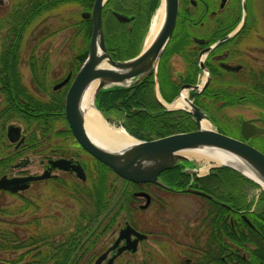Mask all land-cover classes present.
Wrapping results in <instances>:
<instances>
[{
    "label": "flooded vegetation",
    "instance_id": "obj_1",
    "mask_svg": "<svg viewBox=\"0 0 264 264\" xmlns=\"http://www.w3.org/2000/svg\"><path fill=\"white\" fill-rule=\"evenodd\" d=\"M121 1L122 3H126V0H114L117 6L115 5L116 9L111 10L112 14L113 11L120 12ZM144 1L145 0H130L131 7L125 8L127 10H123L120 13L128 17H135V9L143 5L142 3H144ZM175 33L178 51L174 54V57H176L175 60H177V62L173 61L172 64L176 70L177 79L180 81V87L184 85H195L198 80V83H200V79L202 78L199 62L200 55H204L202 63L208 72L210 71L209 68H213L216 71L221 69L228 72L240 73L241 78L239 81H227L226 83H222V85L232 84L233 86L244 88L258 86L259 73L264 70L263 67H260L262 64L260 61H262V56L264 55V43L260 37L261 32H258V0H178ZM229 34H232V36L214 45L218 40H221ZM170 60L172 62V58H170ZM225 65L233 68L227 69L224 67ZM46 67L47 73L42 74V76L46 75L45 77H47V80L36 82L31 78L29 65L30 79L27 82L23 80L20 68L22 87H20L21 90H19L20 95L18 96V100L24 104L27 101L26 97L30 96L37 103L46 104L49 111L43 113L47 115H44L42 120H40L42 121L40 124L41 128L37 127L36 123H34L31 127L27 128L25 126V128L22 129L20 125L13 123L14 120L6 125V143L4 146L0 147V162L6 163L7 160H11V162L9 166L5 167L4 172L0 174V178L2 176L8 179L28 176L37 177L46 173V171H48L49 176L27 182V187L23 190H18L16 192L5 190L0 191V193L20 195L19 197L22 199V193L32 187L33 190L40 189L42 186L41 183L46 182V198L49 201L53 200L55 197L54 188L56 185L58 191L63 190L65 195L79 206L75 197L71 196L70 185L64 184V180L67 176L70 177L69 179L77 181L78 177L76 172L71 169L64 170L58 167H52L51 162L65 159L70 160L72 163H78L85 173V180H79L78 183H86L89 176L98 171V164L100 165L101 163L76 143L64 115L65 95L75 72L73 73L72 68H69L63 77L50 83L48 81L49 64ZM193 71H197L194 82L191 81ZM68 74L71 75L70 80L65 85L54 89V86L61 82ZM209 83L210 78L208 80V84ZM191 99L193 103H195V98L191 96ZM153 100H155L154 96ZM61 102L63 107L62 111L56 108ZM1 104L2 94L0 91V109ZM240 106L248 107L255 112L256 116L247 120L257 127L264 128V111H262L259 106L239 105L235 107ZM20 109L24 113L34 114L30 109L21 107ZM104 111L103 114L105 118L113 121L116 117L115 114H113V112H107V109H104ZM19 122L22 123L20 120ZM51 123L52 126H49ZM10 125H15L20 128L19 138H22V142L18 146L17 141L15 143H10L8 140L7 128ZM45 130L47 131L46 134L44 133ZM34 132L36 133L35 137L30 138L29 134L32 135ZM235 133L238 134V139L243 140L240 123L237 124ZM263 135L264 133L249 137L248 143L253 144L257 137ZM71 149L74 151H71ZM28 155L40 156L38 162L39 166L42 167L40 173L26 171L30 163H33L26 158ZM86 158L91 161V168L86 166ZM12 169H17L18 173L9 175ZM191 172V167L183 165L161 172L158 178L162 183L168 186V188H166L152 183L135 184L126 182L111 170H108L109 188L105 191V194L98 200H95L96 207L79 209L77 214H75L76 217L72 219L71 217L68 218V223L65 226L66 233L64 235L54 236V234L50 232L49 234H47V232L39 233L40 219L38 218V213L41 208L39 200L32 198L30 204L36 217L34 223L36 228H34V230L32 229L35 239L31 242V256L38 261L44 258L43 254H46V263L49 264L54 257V247L62 246L66 264H94L98 257L104 253H106V256L101 264H106L110 258H113L112 264H116L126 253L134 255L138 247L143 243L145 247H152L156 250L162 247V250H160V252H162L160 254H163L162 256L164 258L171 248L180 247L179 250L177 249L176 251L178 254L184 247L186 248L194 242H197L196 245L199 243L205 244L206 235L204 231L207 229L206 225L208 219L205 218V209L203 205L205 202L207 203L206 199L208 198L196 192H189L187 189L202 191L212 196L217 201L225 203L223 198H226L227 184L221 179L225 178V175L227 177L230 171L222 168H211L206 173L196 172L191 175ZM220 174H223V177H219ZM50 182L51 185L49 184ZM139 193H146L149 195V202L146 207L143 206L146 204L147 198ZM170 193L201 197L204 200L199 213L194 216L193 221H188L183 229V236L186 241L173 239L166 229V196ZM22 200L25 199L23 198ZM97 205L104 206V209L99 212V207H97ZM87 210L93 212L91 216L87 215ZM146 211H150L151 213L148 216H144L142 213ZM235 211L238 212L243 219H246L243 213L244 210ZM255 211L257 212V210ZM77 219L83 222V229L76 232ZM140 221H142L144 225L149 226V228H152L144 232V230L139 229L136 225V223ZM126 225L131 226L139 233L145 234L146 238L137 242L135 251L123 250L118 253V249L125 246L127 243L125 238L118 241L120 232ZM199 231L201 236L195 235V237H193L194 233L197 234ZM134 239L135 236L131 234L129 241H133ZM196 251L197 250H194V252ZM2 252L6 254L19 252L20 254L18 253L17 257L10 260H0V264H26V258L29 257L23 255L27 252L25 248ZM183 260L185 263H191L189 257H183Z\"/></svg>",
    "mask_w": 264,
    "mask_h": 264
},
{
    "label": "trees",
    "instance_id": "obj_2",
    "mask_svg": "<svg viewBox=\"0 0 264 264\" xmlns=\"http://www.w3.org/2000/svg\"><path fill=\"white\" fill-rule=\"evenodd\" d=\"M159 2L160 0H145L143 5L135 9V17L130 24L120 23L113 17L111 10L116 9L117 6L114 0L106 2L103 7L104 40L113 59H128L138 53L150 17ZM92 3L93 0H20L0 18V28L6 29L7 32L0 39V91L2 94L0 147L6 143L5 127L9 122L20 120L27 128L34 123L41 128L42 121L40 120L44 115H47L43 113L49 111L46 104L37 103L30 96L26 97L27 101L24 104L18 100L19 90L22 87L20 75L21 46L26 30L38 17L61 6L75 5L83 11L90 10ZM72 26H74L75 34L82 37V45L73 55L71 61L72 70L75 72L87 54L91 21L78 16ZM177 51L174 28L173 34L163 50L156 73L159 93L166 102H171L178 95L181 86L170 60ZM27 61L34 82L47 80L46 75L42 76V74L47 73L48 59L46 56L37 58L32 51ZM209 70L210 83L201 93L192 92L191 96L195 98V103L208 114L210 121L219 132L230 135L232 133L228 132H235L237 125L230 123L224 127L221 124V119L224 117L217 119L211 110L218 111L239 105H252L259 106L264 111V70L259 73L258 86L246 88L232 84L222 85L227 81H239L241 78L239 72H228L221 69L216 71L213 68H209ZM196 74L197 71L192 72V82L195 81ZM154 84V75L151 73L131 87L101 90L95 97V105L102 112L107 109V112H113L116 117L124 116L125 120L120 124L137 139H152L146 137L145 133L146 135L154 133L155 138H157L194 130V122L188 113L165 111L157 102L155 103L153 100ZM20 107L30 109L34 114L24 113ZM56 108L62 111V102ZM159 123L163 124L161 129H158ZM49 126H52V123ZM46 132L45 130L44 133L46 134ZM35 134V132L32 135L29 134V137H35ZM252 145L264 153V135L257 137ZM10 162L11 160H7L6 163L0 162V174L4 172L5 167L9 166ZM185 165H191V163H185ZM98 166V171L91 174L86 183H72L70 185L71 196L78 201L80 209L96 207L95 200L102 197L109 188L107 174L109 169L103 164H98ZM222 169L225 170L226 168ZM226 170L230 172L227 177L225 175V178L221 179L227 184L226 198L223 199L232 209L220 204L217 200L206 199L207 203L203 205L205 218L208 219L207 229L204 231L206 243L196 245L197 242H194L192 245L184 247L167 264H188L182 259V255L191 259L189 264H264V192L259 195L257 205L260 204V206L257 212L250 211L251 203L245 201L244 189L246 186L255 187L256 185L235 171ZM219 177H223V174H220ZM24 201L26 203L22 210L31 208L30 201L28 199ZM97 207H99V212L104 209L102 205H97ZM235 210H244L246 219H243ZM92 213V211L87 210L88 216H91ZM10 223L12 222L10 221ZM27 224L29 227L31 221ZM12 225L15 227V223ZM76 227V232L83 229V222L77 219ZM200 231L197 234L194 233L193 237L195 235L201 236ZM23 232L24 234L20 236L16 228H0V252L25 248L27 252L23 255L29 256L26 258V264H47L46 254H43L44 258L38 261L31 256V242L35 237L31 230ZM194 250L197 251L194 252ZM54 251V257L49 264H66L63 247L56 246ZM150 257L152 258L151 261L144 260L136 264H152L154 258L151 254ZM124 264L134 263L127 262Z\"/></svg>",
    "mask_w": 264,
    "mask_h": 264
},
{
    "label": "water",
    "instance_id": "obj_3",
    "mask_svg": "<svg viewBox=\"0 0 264 264\" xmlns=\"http://www.w3.org/2000/svg\"><path fill=\"white\" fill-rule=\"evenodd\" d=\"M106 1L93 0L91 10L83 11L80 14L81 18L90 19L91 21L88 49L86 57L71 81L64 99V115L77 144L127 182L138 184L152 183L166 188L168 186L162 183L158 176L163 171L172 169L182 162L189 161V158L184 155V152L201 150L217 152L223 156H231L239 160L248 173L243 171V168L227 162L216 164L217 166L227 167L239 173L264 191V153L247 142L249 137L264 133V128L257 127L249 120H242L240 130L243 140H239L222 134L212 127H202L200 122L202 120L209 121L208 115L189 99H186L189 104L188 111L195 119V130L171 134L152 140H137L130 137V141L120 144L117 148L105 147L96 143L88 136L84 125V112L81 107V102L84 93L93 83H95L93 93V107L95 109H97L95 97L101 90L131 87L151 73L155 76L154 94L158 103L167 110H173L168 105H171L176 100L170 104H165L160 99L157 89L156 71L162 52L175 27L178 0H160L159 6L162 2L164 4V17L159 30L150 43L145 45L144 42L138 54L124 60H114L105 45L102 8ZM113 15L120 22H128L130 20V18L118 12H113ZM230 36L232 34L218 40L214 45L221 43ZM199 62L201 69L206 70L202 63V55L199 56ZM224 67L227 69L233 68L228 65ZM70 76L68 74L61 82L54 86V89L65 85L69 81ZM208 80L209 76L207 75L206 81L201 87L197 85H184L182 89L201 92ZM7 137L11 143L17 141V146L22 142V138H19L20 128L15 125H10L7 128ZM51 165L52 167H58L64 170H74L79 179H85L84 171L78 163L59 159L51 162ZM192 173H195V171H192ZM47 176H49L48 171L37 177L28 176L8 179L2 176L0 178V190L9 192L23 190L27 187V182L43 179ZM187 190L189 192H196L212 200L214 199L202 191ZM139 194L147 198V202L143 206L146 207L149 202V195L146 193ZM131 234L135 236L133 241H129ZM145 237L144 234L135 231L127 225L121 230L118 238V241L125 238L127 243L125 246L119 248L117 252L120 253L123 250L135 251L138 240L144 239ZM105 256L106 253L102 254L94 264H101ZM112 261L113 258H110L106 264H112Z\"/></svg>",
    "mask_w": 264,
    "mask_h": 264
},
{
    "label": "rangeland",
    "instance_id": "obj_4",
    "mask_svg": "<svg viewBox=\"0 0 264 264\" xmlns=\"http://www.w3.org/2000/svg\"><path fill=\"white\" fill-rule=\"evenodd\" d=\"M20 0H0V18L4 16L8 11L11 10V6ZM117 1V0H116ZM133 1V0H132ZM121 6L119 11L127 10L125 8L131 7L130 0H126V3L120 2ZM120 5V4H119ZM82 10L75 5H65L61 6L49 13H45L38 17L26 30L24 38L22 40L21 46V73L23 80L26 82L30 79L29 77V68L27 64V60L29 58L30 53L33 51L34 55L37 58L46 56L48 59V64L50 67L48 81L50 83L55 82L57 79L63 77L69 68H72V58L78 51V49L82 45V37L81 35H76L74 31V23L79 16V13ZM128 14V13H127ZM111 22V21H110ZM260 33V37L264 43V0H258V32ZM6 29L0 28V39L2 36L6 35ZM264 45V44H263ZM172 63L173 61L177 62L176 57L174 55L171 57ZM261 66L264 68V55L262 56V61H260ZM217 119L224 117L221 124L226 127V125H237L243 119H249L256 116V113L253 112L248 107H229L223 108L221 110H211ZM115 121L122 123L125 119L124 116H119L114 118ZM230 122H227V121ZM13 121V120H12ZM224 122V123H223ZM17 125H20L22 129L25 128V125L20 123L19 120L14 122ZM210 123L212 128H216L213 123ZM162 123H159V128L161 129ZM156 128V127H154ZM230 128V126H228ZM226 128V129H228ZM232 133L228 136L237 138V133ZM148 138H155L154 133L146 135ZM73 148V147H72ZM71 151H74L71 149ZM29 159L30 165L26 168V171L31 173H40L42 171V167L39 166L40 156L36 155H28L26 157ZM190 161H193L198 164L202 169L207 166L203 161H197L193 158H189ZM86 166L91 168V161L86 158ZM90 171V169H89ZM17 169L10 170L9 175L17 174ZM67 176L64 180V184L71 185L73 182L78 183L80 179H76L77 181H73L69 179ZM88 181V180H87ZM47 183H41L40 189L33 190V187L21 195L22 199H28L31 203V199H37L40 203L41 210L38 213L39 220V233L47 232V234L53 233L56 235H64L66 233L65 226L68 223V218L76 217L77 211L80 207L69 199L63 190L58 191L57 186L55 185L54 199L49 201L47 196ZM51 185V182L49 183ZM258 194V189L253 188L251 186H246L244 189L245 201L250 203L256 199ZM20 195H10V194H2L0 193V228L11 229L16 228L19 231V235L22 236L24 234L23 231L26 230H34L36 228L35 221L36 217L32 211V208H27L26 210H22L24 204L26 203L22 200ZM167 207H166V217L167 220V231L173 239L185 240L183 236V229L188 221H193L194 216L199 213L202 205L203 199L201 197H194L188 195H175V194H167L166 196ZM206 203V202H205ZM151 212L146 211L144 216H148ZM75 215V216H74ZM15 223L12 225V223ZM31 221L30 226L28 227L27 222ZM17 224V225H16ZM139 229L144 230V232L148 231L150 228L143 224L142 221L136 223ZM36 232V231H35ZM60 233V234H59ZM33 234V232H32ZM144 244V243H143ZM141 244L138 247L137 252L134 255L125 254L116 264H124L127 262H132L134 264L139 263L141 261H151L152 258L150 254L154 258V262L152 264H167L168 261H171L176 257L177 248H168V253L164 258L160 253L162 247H159L158 250L152 247H145V244ZM147 252V253H146ZM19 253V252H18ZM17 252L13 253H5L0 252V260H10L12 258L17 257ZM20 254V253H19ZM149 256H147V255ZM180 257V255H179ZM182 255V259H183ZM121 262V263H120Z\"/></svg>",
    "mask_w": 264,
    "mask_h": 264
},
{
    "label": "bare ground",
    "instance_id": "obj_5",
    "mask_svg": "<svg viewBox=\"0 0 264 264\" xmlns=\"http://www.w3.org/2000/svg\"><path fill=\"white\" fill-rule=\"evenodd\" d=\"M163 17L164 4L162 2L152 17L145 45L150 43V41L154 38L162 24ZM103 31H105L104 22ZM94 90L95 83L91 84L86 90L81 102V107L84 112V125L88 136L96 143L108 148H117L120 144L127 143V141L131 140L130 136L121 127L108 124L100 112L93 107ZM186 97L187 94L183 91L181 96L178 97L171 105H168V107L189 109ZM200 124L202 127H210V123L206 120H202ZM184 155L197 161H203L207 166L201 169V172H204L210 164H221L223 162L234 164L235 166L243 168V171H245L243 164L239 160L231 156H223L217 152H210L207 150L187 151L184 152ZM245 172L248 173L247 171Z\"/></svg>",
    "mask_w": 264,
    "mask_h": 264
}]
</instances>
